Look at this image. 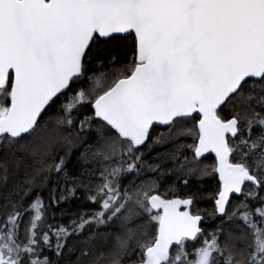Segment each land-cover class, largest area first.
Segmentation results:
<instances>
[{"label": "snow or ice", "instance_id": "snow-or-ice-1", "mask_svg": "<svg viewBox=\"0 0 264 264\" xmlns=\"http://www.w3.org/2000/svg\"><path fill=\"white\" fill-rule=\"evenodd\" d=\"M0 264H264V0H0Z\"/></svg>", "mask_w": 264, "mask_h": 264}, {"label": "trees", "instance_id": "trees-1", "mask_svg": "<svg viewBox=\"0 0 264 264\" xmlns=\"http://www.w3.org/2000/svg\"><path fill=\"white\" fill-rule=\"evenodd\" d=\"M203 206V205H202Z\"/></svg>", "mask_w": 264, "mask_h": 264}]
</instances>
